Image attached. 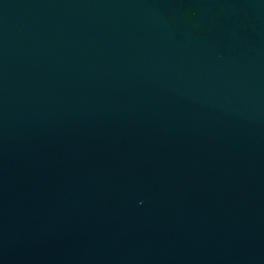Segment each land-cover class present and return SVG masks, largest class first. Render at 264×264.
Segmentation results:
<instances>
[{"label": "water", "instance_id": "1", "mask_svg": "<svg viewBox=\"0 0 264 264\" xmlns=\"http://www.w3.org/2000/svg\"><path fill=\"white\" fill-rule=\"evenodd\" d=\"M0 264H264V0H0Z\"/></svg>", "mask_w": 264, "mask_h": 264}]
</instances>
